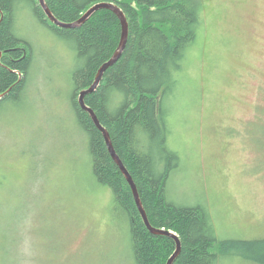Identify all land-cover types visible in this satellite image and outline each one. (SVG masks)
Masks as SVG:
<instances>
[{"label":"rangeland","instance_id":"rangeland-1","mask_svg":"<svg viewBox=\"0 0 264 264\" xmlns=\"http://www.w3.org/2000/svg\"><path fill=\"white\" fill-rule=\"evenodd\" d=\"M179 83L161 103L180 156L171 200L204 205L220 238L264 237V0H201ZM28 93L0 108V264H136L127 217L93 171L73 103V50L34 18ZM219 264H255L223 256Z\"/></svg>","mask_w":264,"mask_h":264},{"label":"trees","instance_id":"trees-1","mask_svg":"<svg viewBox=\"0 0 264 264\" xmlns=\"http://www.w3.org/2000/svg\"><path fill=\"white\" fill-rule=\"evenodd\" d=\"M100 1L115 2L123 9L129 35L121 57L106 69L97 89L85 100L132 174L151 224L179 235L182 248L173 264H219L223 256L264 264V237L220 238L204 205L176 203L169 197L168 180L180 156L167 144L168 111L161 103L179 83L177 73L198 36L202 1L46 0L64 22L77 21ZM22 14L36 19L74 52L72 99L77 120L88 134L98 182L112 189L117 208L129 221L136 264H167L176 250L175 239L152 233L146 226L102 131L78 102L79 93L93 84L99 68L120 48L119 16L101 8L80 26L65 28L49 19L39 0H0V108L23 98L35 75L39 53L18 28Z\"/></svg>","mask_w":264,"mask_h":264},{"label":"water","instance_id":"water-1","mask_svg":"<svg viewBox=\"0 0 264 264\" xmlns=\"http://www.w3.org/2000/svg\"><path fill=\"white\" fill-rule=\"evenodd\" d=\"M40 5L42 6V8L44 9V12L46 13V15L49 17V19H51V21H53L56 25L61 26V27H65V28H72V27H77L80 26L81 24H83L95 11H97L98 9L101 8H109L112 9L113 11H115L117 13V15L119 16L120 20H121V24H122V35H121V42H120V48L119 50L114 54V56L109 59L108 61H106L98 70V73L96 75V78L93 82V84L86 88L83 89L79 95H78V102L81 106L82 109L88 111L94 121V123L96 124V126L98 127V129H100L105 137V141L108 147V150L110 152V154L112 155L113 159L117 162V164L119 165L121 171L123 172V174L125 175L127 181L129 182L132 191H133V195L135 198V201L137 203V206L141 212V215L144 219V222L146 224V226L149 228V230L152 233L155 234H164L167 235L169 237H172L173 239H175L176 241V250L175 252L171 255V257L169 258L167 264H173L175 259L177 258V256L180 254L181 252V248H182V244H181V240L179 235L172 231V230H168L165 228H157L154 227L151 222L149 221L148 215L145 211V208L143 206V203L141 201V197L138 191V187L136 182L133 179L132 174L130 173V171L128 170V168L126 167V165L124 164L123 160L121 159V157L118 155L113 142L111 140L110 134L107 130V128L101 123L97 113L95 112V110L89 106L86 103L85 100V96L88 93H91L93 91H95L104 75V72L106 71V69L112 65L113 63H115L122 55L123 50L126 47L127 44V40H128V35H129V22L127 20V17L123 11V9L115 2H111V1H100L95 3L94 5H92L77 21L75 22H64L59 20L51 11L49 5L47 4L46 0H39ZM1 54V51H0Z\"/></svg>","mask_w":264,"mask_h":264}]
</instances>
